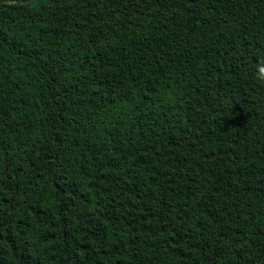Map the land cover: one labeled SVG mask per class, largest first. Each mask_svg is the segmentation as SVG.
Instances as JSON below:
<instances>
[{
    "label": "trees",
    "instance_id": "16d2710c",
    "mask_svg": "<svg viewBox=\"0 0 264 264\" xmlns=\"http://www.w3.org/2000/svg\"><path fill=\"white\" fill-rule=\"evenodd\" d=\"M0 1V264H264V0Z\"/></svg>",
    "mask_w": 264,
    "mask_h": 264
},
{
    "label": "clouds",
    "instance_id": "9594fccd",
    "mask_svg": "<svg viewBox=\"0 0 264 264\" xmlns=\"http://www.w3.org/2000/svg\"><path fill=\"white\" fill-rule=\"evenodd\" d=\"M254 77L258 81L264 82V58H261L256 62Z\"/></svg>",
    "mask_w": 264,
    "mask_h": 264
},
{
    "label": "water",
    "instance_id": "95a60500",
    "mask_svg": "<svg viewBox=\"0 0 264 264\" xmlns=\"http://www.w3.org/2000/svg\"><path fill=\"white\" fill-rule=\"evenodd\" d=\"M27 1H29V0H27ZM31 1V0H30ZM3 3H5V1H0V4H3Z\"/></svg>",
    "mask_w": 264,
    "mask_h": 264
}]
</instances>
